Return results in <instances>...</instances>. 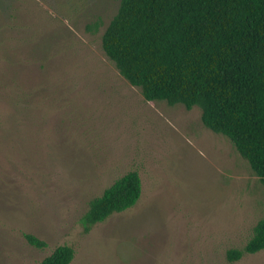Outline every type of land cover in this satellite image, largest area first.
<instances>
[{"label":"rangeland","instance_id":"374dc122","mask_svg":"<svg viewBox=\"0 0 264 264\" xmlns=\"http://www.w3.org/2000/svg\"><path fill=\"white\" fill-rule=\"evenodd\" d=\"M119 2L0 0V264L64 245L71 264H264V250L226 258L264 218V186L198 107L121 76L102 48ZM130 171L138 203L85 233L90 200Z\"/></svg>","mask_w":264,"mask_h":264},{"label":"trees","instance_id":"16d2710c","mask_svg":"<svg viewBox=\"0 0 264 264\" xmlns=\"http://www.w3.org/2000/svg\"><path fill=\"white\" fill-rule=\"evenodd\" d=\"M100 20L87 25L96 32ZM102 48L145 100L198 107L206 128L231 141L264 186V0H120ZM142 195L137 171L90 200L84 232L134 207ZM30 244H47L28 235ZM264 250V218L228 262ZM76 251L59 246L40 264H71Z\"/></svg>","mask_w":264,"mask_h":264}]
</instances>
